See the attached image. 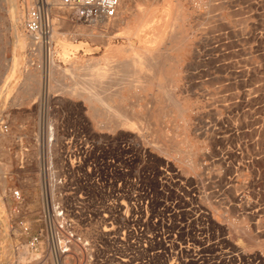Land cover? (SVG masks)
I'll return each instance as SVG.
<instances>
[{
  "label": "rangeland",
  "instance_id": "374dc122",
  "mask_svg": "<svg viewBox=\"0 0 264 264\" xmlns=\"http://www.w3.org/2000/svg\"><path fill=\"white\" fill-rule=\"evenodd\" d=\"M125 1L128 3L127 10L129 11L122 12V17L120 16V18L123 21L126 20L123 24H116L118 25L117 28L115 27L116 29H113L112 25H99L95 28L92 25L73 20L68 10L65 12L53 11V17H55L54 29L60 34L54 39L55 54L53 56V64L55 69H53V78H51L49 75L53 64L45 66V63L30 55V37L27 39L29 44L23 51L16 47L17 38L14 35L13 23H11L12 18L8 11L10 10L9 4L0 0V123H6L9 124L8 127L10 126L8 133L0 131V136L3 137L2 145H0V166L3 170V175L0 174V198H4L5 204L3 208L0 207V249H2V251L0 250V264H51L49 258H45V256L41 261H38L39 255L26 246L29 239L37 235L42 228L40 222V162L44 149L40 144L39 130L42 126L41 122L45 109H48V117L46 119L57 121L68 127L87 125L100 134H134L139 137L143 147L156 157L157 164L169 162L173 168L181 172L183 178L199 179L198 175L203 169L204 159L208 158L206 152L214 155L215 153L212 141L198 135L195 128L196 122L204 114H211L215 111L221 112L226 106L225 104L229 102L231 93L238 92L240 94L245 89L255 88L250 70L254 64L264 63V58H262L263 55L255 56L253 52L255 49H252L253 39L251 38V33H254L256 38L254 45L257 46V49L260 43L264 41V0H230V3L234 6L233 11L235 13L232 12L233 14L228 9H220L217 5L214 6L215 2H212L213 5H211L209 0ZM204 2H209L210 5L205 6ZM17 6L21 15L23 14L20 26L21 33L28 36L23 19L22 0H17ZM179 12L183 15V20H178L177 22ZM209 16L211 17L210 22ZM205 18L208 19L206 23L204 21L206 20ZM219 18L227 21V27H223V30L221 29L222 24L220 26L219 21H217ZM175 23L179 25V32L182 37L172 42L169 40L168 42L170 43L164 42L165 37L174 28ZM127 24L135 30L134 36L126 35L127 33L124 30L127 28ZM91 27L94 28L92 29ZM219 27L221 31H219ZM82 29L86 32H82ZM224 30L225 32L228 31L226 35L229 36V39L224 37L226 36L225 32H222ZM90 31L95 37L90 35ZM221 37L225 38V40ZM240 37L245 38V40ZM222 40L225 42H222ZM219 42L220 44L218 45ZM226 42L227 45L229 44L228 42L234 45L231 46L229 44L230 46H227ZM130 43L134 50L124 51L125 48L130 46ZM262 43L260 46L263 45L264 50V43ZM66 44L69 45V50L67 55L64 56L62 48ZM156 47H161V53L163 54L170 50L172 61H161L159 69H156L158 70L156 78H153L155 71H152V73L145 66L141 67L145 76L141 81L144 83L148 81H153L155 84L161 83L164 84V88L168 90L170 88L171 91L174 90L173 95L171 94L172 99L177 100L181 106L186 107V111L176 110L173 102L169 100L170 98L155 91V86L150 87L151 93L144 91L142 86H140V79L136 78L138 75L136 76L135 72L139 71L140 67L138 70L132 68L133 60L139 53L154 51ZM229 47L233 49L230 50ZM238 47L240 48L238 49ZM221 49H223L222 52H226L222 53ZM227 49L231 51V54H234V57L231 54L229 55ZM221 53L224 55L222 58H226L224 60L227 64L223 62L226 65V70L220 69L222 65ZM13 56L21 57V62L16 68L12 60L14 59ZM97 62L98 65L96 66ZM124 62L130 65L124 66ZM232 64L236 65L237 68L235 69ZM227 65L231 66L232 70L228 69ZM86 67L87 69H85ZM90 68L92 69L89 70ZM132 69L136 70L133 71L134 75H132L135 76V79L131 76ZM237 69L239 71H236ZM64 70L69 72L77 70L80 75L87 77H91L93 74L96 77V73H98L99 75L96 78L101 77L99 78L101 90H104L105 94L110 90L107 98L112 99V103L120 107L122 112L134 120L133 126L122 127L119 123L112 122L111 130L114 129L113 131H107L106 129L102 131V129H99L93 115L94 111L90 103L84 99L85 95H81L79 89H73L76 87L78 79L73 78L71 75L70 77L68 73H63ZM227 71H234L235 73L233 72L232 75L226 74ZM90 72H93L92 75ZM13 73L14 75L12 76L11 74ZM29 73L37 74L38 78L43 80L44 91L41 83L33 84L32 91L26 92L24 90L27 82L24 78ZM40 74L42 75L40 76ZM226 75L229 78H233V80L236 78L237 83L233 80L234 84L231 83L233 85L228 81L225 84L220 82L221 78ZM21 76L22 78H20ZM137 79L138 81H136ZM171 83L174 85L170 86ZM245 84H249V87ZM3 85H5L4 88H2ZM62 85H66V87ZM257 85L259 90L256 96H263L264 83L262 84L263 86ZM231 86L232 88H230ZM225 90L227 93L229 91L231 95L228 94V96ZM8 93L9 95L7 96ZM105 94L103 95L105 96ZM95 105L100 107L98 104ZM99 121H102V119H99ZM115 124L118 126L116 127ZM139 131L142 134H139ZM155 132H157V135L154 134ZM184 134H186L190 143L182 142ZM163 135H166L167 138H164ZM34 139H36L35 142ZM167 139L179 141L182 143L181 150L185 152L191 151L195 154V156L190 158V162L197 164L194 170L185 168L176 159V155L173 152L168 157L158 152L154 145L166 146L170 144ZM174 186L176 187V184ZM15 190L21 192L22 202H18L14 198L13 192ZM184 195L185 193L181 188L179 190L168 188V191H158L152 218L156 216L158 219V228L169 225L174 230H177L180 227V223H185V228L189 226L188 231L193 244L190 246L186 244V249L179 254L178 260H173L170 257L169 248L165 249V244H158L157 251L163 252L157 256L154 255L153 264H264V231L260 234L257 233L255 228L250 231L242 229L243 226L245 228L248 225V219L243 218V216L235 218L236 216L230 211L231 209L228 210L226 206L222 208L220 204H217L218 199L214 194L201 198L198 201L199 203H195L192 209L191 205L186 203ZM183 203H186L187 208L191 210L184 213L180 212V218L170 223L165 217L167 210L173 205L182 208L181 205ZM201 211L203 213L198 217ZM161 218H166L163 223ZM20 221H24L29 227V234H22L18 226ZM152 226L153 224H151V230ZM95 234L96 230L91 229L87 237L94 239L98 237V235L95 237ZM230 239L233 240V243L229 241ZM234 243L237 245H234ZM18 248L20 249L19 251L17 250ZM153 250L152 248V252ZM174 255H177V253H174ZM81 261L79 264H84Z\"/></svg>",
  "mask_w": 264,
  "mask_h": 264
},
{
  "label": "built area",
  "instance_id": "2783aa9c",
  "mask_svg": "<svg viewBox=\"0 0 264 264\" xmlns=\"http://www.w3.org/2000/svg\"><path fill=\"white\" fill-rule=\"evenodd\" d=\"M122 2L22 0L31 55L45 66L52 65V13L58 8L71 11L72 19L81 23L108 26L121 16ZM254 89L232 93L221 112L204 114L196 122L198 135L212 141L215 153L206 152L199 179L183 178L169 162L157 164L134 134H100L87 125L68 127L46 119L45 109L39 130L44 149L40 162L42 228L29 239L27 248L39 255L38 261L45 256L51 264H79L81 259L84 264H153L154 255L163 252L157 251L158 244L169 248L173 260V253L179 258L186 244H193L189 226L180 223L177 230L169 225L158 228V219L152 218L158 191L168 188H181L191 209L201 198L214 194L217 204L231 209L235 218L248 219L242 229L255 228L261 234L264 94L255 97ZM0 131L8 132V124L0 123ZM13 196L22 202L19 190ZM186 203L167 210L170 223L191 210ZM166 218H161L162 223ZM18 226L22 234H29L24 221ZM91 229L98 237H87Z\"/></svg>",
  "mask_w": 264,
  "mask_h": 264
},
{
  "label": "bare ground",
  "instance_id": "6f19581e",
  "mask_svg": "<svg viewBox=\"0 0 264 264\" xmlns=\"http://www.w3.org/2000/svg\"><path fill=\"white\" fill-rule=\"evenodd\" d=\"M4 2H7L8 4H9V9L10 10H8L9 11V13H10V15H11V18H12V22L11 23H13V29H14V32H15V36H16V38H17V43H16V47L19 49V50H21V51H23L26 47H27V45L29 44V42L27 43V39H29V36H25V35H23L22 33H21V20H22V16H23V14L21 15V12L19 11V9H18V6H17V0H3ZM19 1V0H18ZM200 1V0H199ZM209 2L211 3V5H213L212 4V2L214 3L215 2V4H214V6L215 5H217L218 7H220V9L222 8V9H228L229 10V12H231V14H233L232 12H234L233 10H234V6L230 3V0H209ZM205 3L204 2V5L205 6H209L210 5V3ZM20 3V2H19ZM200 3V2H199ZM127 4L128 3H126V1L125 0H123V2H122V6H121V11L122 12H125L128 8H127ZM201 5V4H200ZM199 5V6H200ZM204 6V7H205ZM213 6V7H214ZM1 8V7H0ZM142 8V7H141ZM216 8V7H215ZM5 9V8H4ZM130 9V8H129ZM210 9H212V7H210ZM236 9V8H235ZM59 12H65L66 11V9H62V8H58L57 9ZM214 10V9H213ZM216 10V9H215ZM0 11H1V9H0ZM22 11V10H21ZM127 11H129V10H127ZM211 11V10H210ZM70 13H71V11H69ZM68 12V13H69ZM182 12V11H181ZM2 13V12H1ZM58 13V12H57ZM212 13V12H211ZM219 13V12H218ZM235 13V12H234ZM238 13V12H237ZM240 13V12H239ZM3 14V13H2ZM56 14V13H55ZM177 14V13H176ZM206 14H208V13H206ZM244 14V13H243ZM9 15V14H8ZM208 15H210V14H208ZM230 15V14H229ZM235 15V14H234ZM233 15V16H234ZM222 16V15H221ZM224 16V15H223ZM121 17H122V15H121ZM218 17V16H217ZM210 16H209V22H210ZM212 18H213V16H212ZM216 18V17H215ZM206 19V18H205ZM126 20V19H125ZM124 20V21H125ZM178 20L179 21H181V20H183V15L179 12L178 13V17H177V22H178ZM217 20V19H216ZM65 21V20H64ZM124 21L120 18V17H118L117 18V20H115L113 23H111L110 24V26L112 25V27H113V29L116 27L117 28V26L118 25H116V24H120V23H124ZM205 21V23L206 22H208V19H206V20H204ZM217 21H219L218 23L220 24V26H221V24H222V27H221V29L223 30V27H227V21H224V19L223 18H219ZM264 21V20H263ZM56 22H57V20H56ZM67 22V21H66ZM129 23V22H128ZM146 23V22H145ZM53 24H54V21H53ZM218 24V25H219ZM92 26H94L95 28H97V26H99V25H92ZM109 26V25H108ZM120 26V25H119ZM141 26H142V24H141ZM213 26V25H212ZM54 27V26H53ZM94 27H91L92 29L94 28ZM144 27V26H143ZM148 27V26H147ZM171 27H172V25H171ZM86 28V27H85ZM115 28V29H116ZM109 29V28H108ZM165 29V28H164ZM225 29V28H224ZM87 30V29H86ZM97 30V29H96ZM162 30H163V28H162ZM179 30H180V27H179V25L177 24V23H175L174 24V28H172L171 29V31H170V33L165 37V40H164V42H168L169 40H171V42L172 41H176V39L178 38H180V37H182V34H180V32H179ZM217 30H218V28H217ZM228 30V29H227ZM82 32H86V31H84L83 29L81 30ZM99 31V30H98ZM108 31V30H107ZM127 34L126 35H129V36H134L133 34H135L136 32H135V30L133 29V28H131L130 26H128V24H127V28L124 30ZM219 31H221L220 30V27H219ZM219 31H217V32H219ZM231 31V30H230ZM23 32H25V31H23ZM77 32V31H76ZM92 31H90L89 33H90V35H92L93 37H95V35H93L92 33H91ZM179 32V33H178ZM223 33L225 32V30L224 31H222ZM226 32H228V31H226ZM225 32V35L227 34ZM239 32V31H238ZM237 32V33H238ZM11 33V32H10ZM81 33V32H80ZM168 33V32H167ZM60 33H58V31L57 30H55L54 28H53V35H52V37H53V39H55V38H57L58 37V35H59ZM85 34V33H84ZM83 34V35H84ZM96 34V33H95ZM104 34V33H103ZM218 34H220V33H218ZM229 34V33H228ZM239 34V33H238ZM6 35V34H5ZM86 35V34H85ZM84 35V36H85ZM105 35V34H104ZM108 35H110V34H108ZM224 35V34H223ZM222 35V36H223ZM240 35V34H239ZM14 36V37H15ZM97 36H100V35H97ZM106 36V35H105ZM158 36V35H157ZM230 36H232V34H230ZM257 36V35H256ZM4 37V36H3ZM6 37V36H5ZM102 37V36H101ZM100 37V38H101ZM161 37V36H160ZM224 37H229L228 35H226V36H224ZM107 38V37H106ZM221 38H223V37H221ZM240 38H243V37H240ZM251 38L253 39L252 40V49L254 50L255 49V51H253L254 52V54H255V56H262V58H264V50H263V45L262 46H260L261 45V43H260V45L258 46V48L256 49V47L257 46H255L254 45V41L256 40V38H255V36H254V33H251ZM229 39V38H228ZM244 40H245V38H243ZM1 40V39H0ZM12 40V39H11ZM59 40V39H58ZM66 40V39H65ZM64 40V41H65ZM223 40H225V38H223ZM222 40V42H225V41H223ZM227 40V39H226ZM232 40V39H231ZM231 40H228V41H231ZM236 40V39H235ZM234 40V41H235ZM243 40V41H244ZM264 40V39H263ZM262 40V41H263ZM14 41H15V39H14ZM60 41V40H59ZM242 41V40H241ZM4 42V41H3ZM13 42V41H12ZM58 42V41H57ZM163 42V43H164ZM221 42V44H223L224 45V43H222ZM259 42V41H258ZM14 43V42H13ZM168 43H170V42H168ZM230 45H231V43L230 42H228ZM233 43V42H232ZM263 43H264V41H263ZM262 43V44H263ZM7 44V43H6ZM162 44V43H161ZM167 44V43H166ZM220 44V42L218 43V45ZM226 45H227V42L225 43ZM228 44V45H229ZM222 45V46H223ZM227 45V46H228ZM229 45V46H230ZM232 45H234V44H232ZM231 45V46H232ZM237 45V44H236ZM29 47V46H28ZM221 47V46H220ZM220 47H219V49H220ZM237 47V46H236ZM236 47H234L235 49H236ZM121 48V47H120ZM228 48V47H227ZM230 48V47H229ZM240 47H238V49H239ZM12 49V48H11ZM14 49H15V47H14ZM63 54H64V56L65 55H67V53H68V50H69V45L68 44H66V45H64L63 46ZM162 49H163V46H162ZM231 49H233L232 47L230 48V50ZM29 50V49H28ZM123 50V49H122ZM130 50H134V48L131 46V43H130V46L128 47V48H125L124 49V51H126V52H128V51H130ZM164 50V49H163ZM168 50V49H167ZM228 50V49H227ZM149 51V50H148ZM170 51V50H169ZM169 51H167V52H165L164 54L163 53H161V47H156V49L154 50V51H150V52H145V53H139L137 56H136V58L133 60V62H132V65H131V67L132 68H136L137 70L139 69V67H140V69H139V71H137V72H135V75L137 76L138 75V77H136V78H139L140 79V86H142V89L144 90V91H149L150 93H151V89H150V87H152V86H155V91H158V92H160V93H162V94H164V95H166L167 97H169L170 99L169 100H171L172 102H173V106H174V108L176 109V110H180V111H186V107H183V106H181L180 105V103L179 102H177V100H174V99H172V95H173V91H171V89L169 88V90L167 89V88H164V84H161V83H159V84H155V83H153V81H146L147 83H144V82H142L141 81V79H143V78H145V76H144V73L142 72V69H141V67H143V66H145V68L147 69V70H151V72L153 71H155V73L153 74V78H156L157 77V74H158V70H156V69H159V66H160V63H161V61L162 60H165L166 62L167 61H172V58H171V56H170V52ZM223 51V49H221V52ZM229 51V50H228ZM234 52H236L235 50H233ZM134 52V51H133ZM224 52H226V51H224ZM224 52H222V53H224ZM231 51H229V55L231 54L230 53ZM237 52H238V50H237ZM13 53V52H12ZM11 53V54H12ZM118 53V52H117ZM221 53V55H220V59L224 56L223 54ZM20 54V53H19ZM227 54V53H226ZM25 55H26V53H25ZM31 55V54H30ZM59 55V54H58ZM136 55V54H135ZM233 57H234V54H231ZM52 56V55H51ZM11 58H12V56H10ZM23 57V56H22ZM229 57V56H228ZM13 58L14 59H12L13 60V62H14V67L16 68V67H18V65L20 64V62H21V57L20 56H17V57H14L13 56ZM55 58V57H54ZM225 58V57H224ZM224 58H222L221 59V68L220 69H224V70H226V65H224V63L223 62H226L225 60H224ZM7 59V58H6ZM226 59V58H225ZM11 60V61H12ZM98 60V59H97ZM106 60V59H105ZM219 60V59H218ZM31 61H32V59H31ZM95 61V60H94ZM93 61V62H94ZM100 61V60H99ZM230 61V60H229ZM28 62H30V61H28ZM92 62V63H93ZM126 62H128V61H126ZM219 62V61H218ZM106 63V62H105ZM238 63V62H237ZM51 64H53V61L51 62ZM76 64V63H75ZM96 64V63H95ZM123 64V63H122ZM124 64H125V62H124ZM123 64V65H124ZM129 64V63H128ZM128 64H125L124 66H128ZM226 64H227V62H226ZM229 64V63H228ZM231 64V63H230ZM234 64H235V62H234ZM26 65V64H25ZM43 65V64H42ZM98 65V62H97V64H96V66ZM130 65V64H129ZM233 65V64H232ZM58 66V65H57ZM78 66V65H77ZM89 66H90V64H89ZM135 66V67H134ZM10 67H12V66H10ZM81 67V66H80ZM227 67H228V69L230 68V70H232L231 69V66H229V65H227ZM233 67L236 69L237 68V66L236 65H233ZM251 67V66H250ZM13 68V67H12ZM31 68V67H30ZM59 68V67H58ZM92 68H94V67H92ZM92 68H90L89 70H91ZM25 69V68H24ZM42 69V68H41ZM53 69H55L54 68V64H53V66H52V71H51V73H50V75H49V77H51V78H53ZM85 69H87V67L85 68ZM134 69H132V74H131V76L132 75H134L133 74V71H136V70H134ZM161 69V68H160ZM234 69V70H235ZM9 70H10V68H9ZM8 70V71H9ZM39 70V69H38ZM88 70V71H89ZM146 70V71H147ZM249 70V69H248ZM33 71V70H32ZM56 71V70H55ZM85 71V70H84ZM144 71V70H143ZM219 71H221V70H219ZM236 71H239L238 69L236 70ZM12 72V71H11ZM129 72V71H128ZM148 72V71H147ZM152 72V73H153ZM222 72H225V71H222ZM233 72L234 71H232V72H229V71H227L226 72V74H230V75H232L233 74ZM241 72V71H240ZM32 73V72H31ZM43 73V72H42ZM63 73H68V75L70 76H72L73 78H77L78 79V81L76 82V87H74L73 89H76V90H80L79 92H81V95H85V97H84V99L88 102V103H90V106H91V108L93 109V111H94V113H93V115H94V118H95V120H96V122L98 123V127H99V129H102V131H103V129H106L107 131L108 130H110V131H113V130H111V127L113 126L112 124L113 123H119V125L120 126H122V127H132L133 126V124H134V120L132 119V118H130V116H128L126 113H124V112H122L121 110H120V107H118L116 104H114V103H112L113 101H112V99H108L107 97H108V92L110 91L109 89H107V90H109L108 92H107V94H105L104 93V90L102 91L101 90V88H100V86H99V78H101V77H99V78H96L99 74L98 73H96L97 75H96V77H94L95 75L93 74L92 75V73L93 72H90V74L92 75L91 77H87V76H85V75H80L79 74V72H77V70H71L70 72L68 71V70H64L63 71ZM89 73V72H88ZM151 73V74H152ZM161 73V72H160ZM235 73V72H234ZM147 74V73H146ZM12 76L14 75V73L13 74H11ZM22 75H23V73H22ZM42 74H40V76H41ZM161 75V74H160ZM250 75H251V77H252V80H253V82H254V86H255V91L253 90L252 91V94H254L255 95V97H256V94H257V91L259 90V87H258V85L257 84H260V86H263L262 84L264 83V63H257V64H254L252 67H251V70H250ZM10 76V75H9ZM70 76V77H71ZM173 76H175L174 74H173ZM221 76V75H220ZM7 77H8V74H7ZM11 77V76H10ZM39 76L37 75V74H27V76H26V78H24V79H26V86H25V91L27 92V91H29V90H31L32 89V85L33 84H35V83H41V86H42V90H43V87H44V83H43V80L42 79H40V78H38ZM93 77V78H92ZM132 77H134V79H135V76H132ZM9 78V77H8ZM20 78H22V76L20 77ZM170 78V77H169ZM7 79V78H6ZM148 79V78H147ZM220 79V78H219ZM145 80V79H144ZM232 80H233V78H229V77H227V75L223 78H221V81L220 82H224V84H225V82L226 81H228V82H230V84L231 83H233L232 82ZM240 80H241V78H240ZM239 80V81H240ZM6 81H8V80H6ZM6 81H5V85H6ZM10 81V80H9ZM8 81V82H9ZM51 81V80H50ZM59 81V80H58ZM136 81H138V79L136 80ZM233 81H235L236 82V78L233 80ZM7 82V83H8ZM24 82H25V80H24ZM23 82V83H24ZM102 82V81H101ZM219 82V83H220ZM228 82H227V84H228ZM21 83V82H20ZM55 83V82H54ZM121 83V82H120ZM237 83V82H236ZM236 83H235V86H236ZM56 84V83H55ZM60 84V83H59ZM101 84H103V83H101ZM139 84V83H138ZM221 84V83H220ZM234 84V83H233ZM233 84H231V85H233ZM5 85H3V87L2 88H4V86ZM22 85V84H21ZM119 85V84H118ZM174 84L173 83H171L170 84V86H173ZM217 85H218V82H217ZM63 86V85H62ZM65 87H66V85H64ZM63 86V87H64ZM102 86V85H101ZM105 86V85H104ZM103 86V87H104ZM219 86V85H218ZM228 86V85H227ZM230 86V85H229ZM6 87H7V85H6ZM14 87V86H13ZM102 87V88H103ZM34 88V87H33ZM230 88H232V86L230 87ZM256 88H257V90H256ZM9 89V88H8ZM150 89V90H149ZM234 90H235V88H233ZM228 90H229V88H228ZM5 91V90H4ZM12 91V90H11ZM32 91V90H31ZM44 91V90H43ZM217 91H219V90H217ZM223 91H224V89H223ZM232 92V91H231ZM30 93V92H29ZM221 93H222V90H221ZM225 93H227L226 92V90H225ZM230 92L228 91V93H227V95L229 94ZM103 94H105V96L103 95ZM172 94V95H171ZM220 94V93H219ZM232 94V93H231ZM231 94H229V95H231ZM9 95V93L7 94V96ZM38 95V94H37ZM107 95V96H106ZM110 95V94H109ZM228 95V96H229ZM43 96V95H42ZM223 96V95H222ZM221 96V97H222ZM226 96V95H225ZM232 96V95H231ZM5 97H6V94H5ZM220 97V98H221ZM24 100V99H23ZM230 100V99H229ZM42 101H43V99H42ZM228 101V100H227ZM39 102V101H38ZM225 102V101H224ZM35 104V103H34ZM95 104H98L100 107H98V106H96ZM226 105V104H225ZM99 119H102V121H99ZM115 120V121H114ZM120 121V122H119ZM113 122V123H112ZM9 125V124H8ZM35 125V124H34ZM116 125V127L118 126L117 124H115ZM114 125V126H115ZM39 126V125H38ZM9 128H10V126H9ZM17 128V127H16ZM114 128V127H113ZM19 130V129H18ZM24 130V129H23ZM27 131V130H26ZM9 132V131H8ZM7 132V133H8ZM21 132V131H20ZM1 133V132H0ZM16 133V132H15ZM37 133V132H36ZM102 133H104V132H102ZM139 134H142V132L141 131H139L138 132ZM154 134H156L157 135V132H155ZM32 135V134H31ZM36 135V134H35ZM17 136V135H16ZM38 136V135H37ZM163 137L164 138H167L166 137V135H163ZM24 138V137H23ZM22 138V139H23ZM183 138V137H182ZM32 140V139H31ZM35 140L36 139H34V142H35ZM175 139H172V140H168L167 139V141H169L170 142V144H168V145H166V146H162V145H159L158 146V144H156V145H154V147L155 148H157V150H158V152L159 153H161L162 155H164V156H166V157H168V155L171 153V152H173L175 155H176V159L181 163V164H183L184 166H185V168H189V169H192V170H194L195 168H196V163L195 162H190V158H192L193 156H195V154L194 153H192L191 151H183V150H181V146H182V143H180L179 141H174ZM159 141V140H158ZM2 142H3V137L2 136H0V145H2ZM182 142H187V143H190V140H188V138L186 137V134H184V139L182 140ZM25 144V143H24ZM32 144V143H31ZM37 144V143H36ZM150 144V143H149ZM23 145V144H22ZM23 147V146H22ZM3 148V147H2ZM8 148V147H7ZM29 148V147H28ZM37 149H39V148H37ZM32 150V149H31ZM33 151V150H32ZM21 152V151H20ZM24 152H26L25 150H24ZM34 152V151H33ZM32 152V153H33ZM9 154V153H8ZM12 154V153H11ZM35 154V153H34ZM40 154V153H39ZM26 155V154H25ZM31 155V154H30ZM2 156V155H1ZM11 156H13V155H11ZM19 156V155H18ZM8 157V156H7ZM15 157V156H14ZM28 157V156H27ZM32 157V156H31ZM6 158V157H5ZM1 159V158H0ZM13 159V158H12ZM27 159V158H26ZM36 159V158H35ZM16 160V159H15ZM39 160V159H38ZM2 161V160H1ZM18 161V160H17ZM16 161V162H17ZM9 163V162H8ZM18 163V162H17ZM10 164V163H9ZM11 166V165H10ZM18 166V165H17ZM35 166V165H34ZM37 166V165H36ZM15 167V166H14ZM6 169V168H5ZM8 169V168H7ZM21 171V170H20ZM9 172V171H8ZM18 172V171H17ZM0 174L1 175H3V170H2V167L0 166ZM22 174V173H21ZM29 174V173H28ZM31 174V173H30ZM32 175V174H31ZM15 176V175H14ZM23 176V175H22ZM9 177V176H8ZM13 177V176H12ZM16 177V176H15ZM36 177V176H35ZM3 178H5V177H3ZM24 178V177H23ZM8 180V179H7ZM13 180H14V178H13ZM20 181V180H19ZM16 182V181H15ZM4 183V182H3ZM12 183H14V182H12ZM11 186V185H10ZM27 186V185H26ZM8 187V186H7ZM12 190V189H11ZM1 192V191H0ZM9 194H10V192H9ZM6 196V195H5ZM4 199V198H3ZM3 199H1L0 198V207L1 208H3L4 207V201H3ZM8 204V203H7ZM9 208V207H8ZM1 211V210H0ZM8 214V213H7ZM3 217V216H2ZM3 219V218H2ZM6 219H7V217H6ZM5 224V223H4ZM3 228V227H2ZM7 230V229H6ZM4 236V235H3ZM5 238V237H4ZM6 240V239H5ZM5 240H3V241H5ZM1 251H2V249H0ZM10 253V252H9ZM2 255V254H1ZM11 255V254H10ZM9 255V256H10ZM11 257V256H10ZM9 257V258H10ZM173 257H174V259H176V260H178V256L177 255H174V253H173ZM13 259V258H12ZM4 261V260H3ZM5 262V261H4ZM8 263V262H7Z\"/></svg>",
  "mask_w": 264,
  "mask_h": 264
}]
</instances>
